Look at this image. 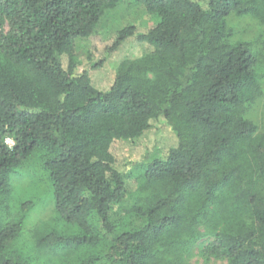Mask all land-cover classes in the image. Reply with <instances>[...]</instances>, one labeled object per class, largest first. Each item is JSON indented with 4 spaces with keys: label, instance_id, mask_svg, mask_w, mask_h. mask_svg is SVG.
Returning a JSON list of instances; mask_svg holds the SVG:
<instances>
[{
    "label": "trees",
    "instance_id": "obj_1",
    "mask_svg": "<svg viewBox=\"0 0 264 264\" xmlns=\"http://www.w3.org/2000/svg\"><path fill=\"white\" fill-rule=\"evenodd\" d=\"M122 1L0 0V264H189L201 242L205 262L264 264V0H132L156 25L115 33L109 56L144 51L101 90L75 44ZM160 122L176 146L124 157ZM39 173L63 229L29 225L44 201L16 179Z\"/></svg>",
    "mask_w": 264,
    "mask_h": 264
},
{
    "label": "rangeland",
    "instance_id": "obj_2",
    "mask_svg": "<svg viewBox=\"0 0 264 264\" xmlns=\"http://www.w3.org/2000/svg\"><path fill=\"white\" fill-rule=\"evenodd\" d=\"M155 25L156 19L148 14L145 9H143V7L135 5L132 0H123L118 9L109 11L102 19L99 26L97 27V34L95 36L90 39H81L76 42L74 51L76 59L79 63V73L88 71L94 84L99 89L106 90L111 85V76L114 74L116 65L119 64L122 59L141 55L144 51V46L138 44L134 39H131L125 42L120 47L118 52L112 56H109L107 54L106 48L112 44V39L115 33L127 26H135L138 33L144 34L150 29L154 28ZM239 25L243 32H247L246 36H248V38L253 39L263 33V31H260L261 29L255 22H249L248 20H245ZM102 61L104 65L99 68L98 65ZM256 113L259 120L264 119V102L260 103L259 109L256 111ZM147 137L148 138H145L141 142H138L137 146L131 147L132 149L130 150V147L126 148L122 150L121 153L125 152L124 157L131 158L132 155H135L134 157L139 156V158L142 159L144 155L148 153H155L156 149H160L163 146H176L174 135L163 122L157 124L155 128L149 132ZM9 144L13 146L14 143L9 141ZM145 158L146 156H144V159ZM127 173H129V170ZM39 174L37 177H39L40 187L37 191L30 188L29 180L25 177H18L16 179V185L19 189L17 191L19 194V199L25 200L27 198L36 197L37 199H42L44 201L34 209V213L32 214L29 225L37 222L45 224L46 226L44 228L55 226L58 229H63V224L61 222H56L55 220L56 216L53 213V206L49 200V193H51L50 184L48 183L46 175L40 174L39 176ZM136 185V180L133 176L128 178L127 189L130 193L135 191ZM130 202L131 200H126L124 202V206L128 207ZM118 211L119 214L116 217L117 221L120 220L121 217V220L124 221V224L130 226L132 223L136 224L138 222L136 218L130 217L126 213V210H123L122 207H118ZM28 223L29 221H27L26 226ZM30 236V233L25 235L20 239V242L22 243L24 240H27V243H29L32 241ZM201 243L194 246L193 255L189 259V264H225V262L213 259L209 262H205L199 255L200 248H198V246H200ZM204 245H206V242L202 246ZM53 252L54 250L52 251V254L47 255L48 257H43L40 255L39 258H37V264H57L58 260L56 257L58 256L53 255Z\"/></svg>",
    "mask_w": 264,
    "mask_h": 264
}]
</instances>
